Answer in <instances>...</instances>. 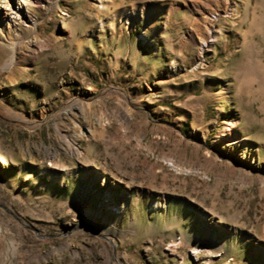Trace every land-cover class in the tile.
<instances>
[{
    "label": "rangeland",
    "instance_id": "obj_1",
    "mask_svg": "<svg viewBox=\"0 0 264 264\" xmlns=\"http://www.w3.org/2000/svg\"><path fill=\"white\" fill-rule=\"evenodd\" d=\"M0 4V264H264V0Z\"/></svg>",
    "mask_w": 264,
    "mask_h": 264
},
{
    "label": "bare ground",
    "instance_id": "obj_2",
    "mask_svg": "<svg viewBox=\"0 0 264 264\" xmlns=\"http://www.w3.org/2000/svg\"><path fill=\"white\" fill-rule=\"evenodd\" d=\"M20 2H21V5L23 4H25V2H26V0H19ZM3 3V2H2ZM22 7L20 6V4H19V6L18 7H14V8H5V5L4 6H2V4H0V10L1 9H5V10H8V12H7V14H8V20H10V21H12V22H14V20L16 19V18H19L20 16H21V9Z\"/></svg>",
    "mask_w": 264,
    "mask_h": 264
}]
</instances>
